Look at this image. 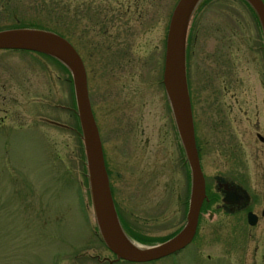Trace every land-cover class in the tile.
Masks as SVG:
<instances>
[{
    "label": "rangeland",
    "instance_id": "374dc122",
    "mask_svg": "<svg viewBox=\"0 0 264 264\" xmlns=\"http://www.w3.org/2000/svg\"><path fill=\"white\" fill-rule=\"evenodd\" d=\"M178 2L20 0L19 11L0 10V26L42 24L81 55L116 211L141 248L184 228L187 219L177 212L192 192V169L163 85ZM112 6L117 15L104 17ZM261 26L248 0H197L192 8L186 73L194 127L205 133L201 164L215 198L203 203L187 247L145 262L118 258L99 231L67 66L29 49L0 55L3 74L18 73L15 64H23L24 74L16 75L33 78L38 105L32 113L18 95L23 110L0 112V264H264V142L257 134H264V83L254 73V49L264 45ZM7 56L14 59L3 61ZM217 175L248 189L257 224L243 212L225 211Z\"/></svg>",
    "mask_w": 264,
    "mask_h": 264
},
{
    "label": "water",
    "instance_id": "95a60500",
    "mask_svg": "<svg viewBox=\"0 0 264 264\" xmlns=\"http://www.w3.org/2000/svg\"><path fill=\"white\" fill-rule=\"evenodd\" d=\"M256 10L264 32V1L248 0ZM197 0H179L170 21L164 83L175 112L178 129L192 169V192L187 223L177 235L162 243L138 247L128 238L118 217L112 194L109 173L100 130L94 115L88 89V78L82 57L73 44L61 34L43 28L22 27L0 30V49H29L53 55L71 72L75 87L78 115L86 148L91 191L98 227L108 247L118 258L145 262L156 260L184 249L197 232L202 205L206 198V178L197 147L191 96L186 73L184 36L185 26ZM264 142V136L258 134ZM220 176H218L219 178ZM239 191H225L226 204L249 202L251 195L243 186ZM264 215V209L262 211ZM259 215L248 212V222L258 223Z\"/></svg>",
    "mask_w": 264,
    "mask_h": 264
},
{
    "label": "flooded vegetation",
    "instance_id": "af4514ba",
    "mask_svg": "<svg viewBox=\"0 0 264 264\" xmlns=\"http://www.w3.org/2000/svg\"><path fill=\"white\" fill-rule=\"evenodd\" d=\"M111 1H113V0H111ZM1 9H6V11H9V13L10 12L14 13L17 10L19 11L21 9L20 0H3V1H0V10ZM106 11L107 12H105L103 16L106 17V15L110 14L112 18H114L118 12L113 6H112V10H106ZM68 14H69V9H67V15ZM10 28H16V27H14L13 25L8 27L7 24L0 26V30L10 29ZM212 28L215 30L224 29L220 25H214V26H212ZM241 28H244V27L242 26ZM250 28H251L250 26L247 27V29H250ZM166 47H167V43H166ZM9 50H14V49L1 48L0 49V52H1L0 55L3 56L5 52H11ZM33 51H35V50H33ZM40 53H42L43 56H48V57L52 58L53 60L55 59L53 56H51L49 54H46L43 52H40ZM254 57H255V59H254L255 60L254 73H255V75L258 76V80H260V83L262 84V83H264V45H262V43L259 45L257 51H255V49H254ZM13 59H14V57H12V56H7V57L2 58L3 61H11ZM21 61H23V59ZM165 61H166V53H165V57H164V72H165ZM0 65L3 66L5 64H0ZM15 65L21 67L19 69L18 73L3 74V72L0 71V112H3V111H5V112H7V111L16 112L19 109L23 110V108H22V106L24 107L23 102H22L23 99L21 98L19 100V97H18V95H19V96H22L26 99L25 107L30 112L33 113V111L38 110V105H36L33 102V100L37 99V98H35V97H37V94H33V92L35 90H37V88H35V86H34V80L32 77H30V76L27 77L25 75H21L20 77H18V75H16V74H24L23 73V64H15ZM66 68H67V77L66 78L68 80V83H70L71 82V78H70L71 71L68 67H66ZM86 71H87V69H86ZM87 77H88V74H87ZM236 80L237 79L235 77V79L233 81L236 82ZM229 82L231 83L232 80H230ZM163 85L165 87L164 75H163ZM165 89H166V87H165ZM8 103L10 104L9 106H7ZM27 103H29V104L27 105ZM65 107L67 108L66 104H65ZM195 133H196V142H197V146H198L199 138L201 140H203L205 133L204 132L201 133V128H199L198 131L195 130ZM257 134H262V133H261V131H258ZM262 135L264 136V134H262ZM202 144L205 146L203 141H202ZM203 145L202 146L200 145V148H202ZM203 149H204V147H203ZM198 150H199V147H198ZM189 164L190 163L188 161V165ZM189 167H190V165H189ZM218 176H220V177L218 178ZM216 179L218 181V183L216 185V190H217V192H220L222 194V199H224V196L226 194L225 191H236V190L239 191L240 190L239 186H243L242 184L237 183L235 180L227 179L226 177H223L221 175H217ZM206 199H207V197H206ZM251 201L252 200L250 199V201L246 203V201L242 200L240 204H226L225 203V204H223V208L225 209V211H227L230 214H237V213L243 212L247 215V213L250 210L254 211V209H251V207H250L252 204ZM188 211H189V201L188 200H185V201L181 200L180 206H179V209L177 212V213H179L181 219L182 218L184 219L185 217L187 219ZM255 212L257 213L258 211H255ZM119 216L122 219L120 214H119ZM259 220H260V217H259Z\"/></svg>",
    "mask_w": 264,
    "mask_h": 264
},
{
    "label": "trees",
    "instance_id": "16d2710c",
    "mask_svg": "<svg viewBox=\"0 0 264 264\" xmlns=\"http://www.w3.org/2000/svg\"><path fill=\"white\" fill-rule=\"evenodd\" d=\"M42 24H38L37 23V26H33V27H40ZM40 28H43V27H40ZM56 59V58H55ZM58 60V59H56ZM213 191L210 189V187L207 185V199L205 200L204 203H206L207 201L211 202L214 198H215V194L212 193ZM204 205V204H203ZM122 222H123V219H122ZM167 239V238H165ZM164 240V239H163Z\"/></svg>",
    "mask_w": 264,
    "mask_h": 264
}]
</instances>
